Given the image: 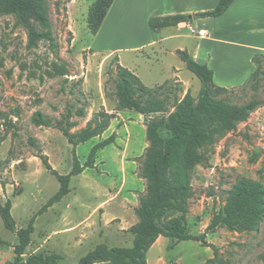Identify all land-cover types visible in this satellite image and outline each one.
Returning <instances> with one entry per match:
<instances>
[{"label":"rangeland","instance_id":"1","mask_svg":"<svg viewBox=\"0 0 264 264\" xmlns=\"http://www.w3.org/2000/svg\"><path fill=\"white\" fill-rule=\"evenodd\" d=\"M96 1L47 0L50 25L36 23L35 27L50 36L36 47L29 46V32L14 15H0V201L11 202L17 228H26L36 216L25 259L40 253L59 254L60 264H78L99 245L132 247L131 228L140 222L137 210L148 189L144 172L150 148L148 123L164 119L166 124L177 100L190 94L197 101L202 89L201 81L185 68L186 84L168 80L156 95L167 102L163 112L143 116L121 109L116 97V58L131 71L139 65L140 77L136 75L150 88L172 77L166 72L169 64L182 63L178 57H168L149 68L146 59L137 57L132 49L142 43L144 32L133 21L114 22L110 31L96 39L88 26L89 10ZM115 49L116 55L108 54ZM258 63V78L223 87L227 92L216 99L239 106L254 99L262 104L215 144L192 153L184 143L168 168L169 177L186 186L189 193L184 198L185 210L170 212L166 220L180 221L191 235L205 234L217 256L213 247L200 242L161 237L147 253L149 264H263L264 219L253 231L231 232L221 227L207 233L231 189L242 181L264 187V57ZM55 66L64 67L66 75H57ZM69 111L72 133L85 129L99 112L112 119L101 137L74 151L59 129L60 122H67ZM37 112L50 119L52 127L36 126L32 118ZM112 135L114 143L97 154L95 167L73 177L71 192L39 215L59 191L60 182L38 156H47L58 173L67 175L74 155L84 164L92 148ZM0 239L4 242L0 244V264H8L15 259L18 236L5 228L1 216Z\"/></svg>","mask_w":264,"mask_h":264},{"label":"trees","instance_id":"2","mask_svg":"<svg viewBox=\"0 0 264 264\" xmlns=\"http://www.w3.org/2000/svg\"><path fill=\"white\" fill-rule=\"evenodd\" d=\"M114 0H98L90 8L88 14V26L93 35H97L104 19L107 16ZM234 0H220L218 5L211 11L199 13L194 18H214L223 15ZM12 14L18 24L27 28L29 32V46L36 47L40 41L47 39L50 34L39 32L35 24L44 27L50 25L49 6L47 0H0V15ZM189 21L186 15H175L163 18L152 17L149 27L154 32L162 29L175 27ZM179 58L185 64L186 69L193 73L202 83V89L196 101L190 94L183 100L176 101L175 110L165 120H150L147 135L150 148L144 161V172L148 179L147 195L141 199L137 210L140 222L131 228L134 235L132 247H108L99 245L87 255L82 257L78 264H149L147 253L161 237L175 239L177 242L196 241L204 246L213 247L215 257L217 250L206 241V235H191L186 227L178 220L167 221L166 216L170 212H183L185 210L184 198L189 190L186 186L173 181L168 175V168L172 165L184 143H188L190 151L213 145L224 134L236 127V122L246 121L250 113L262 104L259 100H251L244 105H234L230 101L216 99L217 95L227 92L226 88L216 86L214 71L206 64H200L194 60L187 51H178ZM255 56L253 62L256 70L248 82L259 75V58ZM117 62V92L116 97L119 106L123 110L135 111L143 116L161 113L165 110L166 100L156 95L164 89V85L150 88L144 85L142 80L131 70L123 67L118 58ZM57 75L65 76L66 69L55 66ZM245 83V84H247ZM83 116L84 111L78 112ZM72 112L67 115V122L59 123V129L75 149L89 142L91 139L101 137L110 125L112 116L99 112L95 114L85 129L78 133H72L74 124L68 120ZM33 123L38 127H52L50 119L41 112L34 114ZM166 127V134L163 128ZM115 136L96 144L88 157L81 164L74 155L72 171L67 175H61L49 163L47 156L40 154L46 169L60 182L59 191L40 210L39 215L53 205L61 202L70 192L71 179L82 174L88 168L95 167L97 154L113 144ZM0 216L5 228L18 236V244L14 246L15 259L8 264H60L62 257L59 254L31 255L25 259L26 250L31 245L32 234L35 231L36 216L32 217L26 228H17L12 215V204L0 201ZM264 219V187L260 183L240 182L227 193L224 206L216 213L208 232H216L221 227H226L231 232L253 231ZM4 243L0 239V244ZM264 264V254L262 257Z\"/></svg>","mask_w":264,"mask_h":264},{"label":"crops","instance_id":"3","mask_svg":"<svg viewBox=\"0 0 264 264\" xmlns=\"http://www.w3.org/2000/svg\"><path fill=\"white\" fill-rule=\"evenodd\" d=\"M219 1L114 0L95 38L99 39L103 32L110 31L114 22L133 21L144 32L142 43L132 49L137 57L146 59L149 68L164 58H179L178 51H187L198 63L206 64L214 71V82L219 87L243 85L242 80L250 78L256 70L253 58L264 56V0H234L219 17L194 18L196 14L213 10ZM175 15H186L189 21L159 32L150 29L152 17ZM202 29L206 30V37L197 33ZM117 51L108 54L116 55ZM181 63L177 66L169 64L166 72L172 77L156 87L172 79L186 84L187 79L182 76L186 66ZM132 69L139 76L140 66L135 64ZM189 79L195 81L193 77Z\"/></svg>","mask_w":264,"mask_h":264},{"label":"built area","instance_id":"4","mask_svg":"<svg viewBox=\"0 0 264 264\" xmlns=\"http://www.w3.org/2000/svg\"><path fill=\"white\" fill-rule=\"evenodd\" d=\"M193 32H194V31H193ZM197 33H198V35H199L200 37H206V36H207V32H206V30H204V29L199 30Z\"/></svg>","mask_w":264,"mask_h":264}]
</instances>
